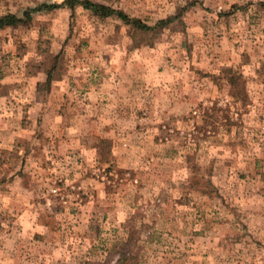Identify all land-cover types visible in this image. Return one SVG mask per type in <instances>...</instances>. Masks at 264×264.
<instances>
[{
	"label": "rangeland",
	"instance_id": "obj_1",
	"mask_svg": "<svg viewBox=\"0 0 264 264\" xmlns=\"http://www.w3.org/2000/svg\"><path fill=\"white\" fill-rule=\"evenodd\" d=\"M63 1L0 0V264H264V0Z\"/></svg>",
	"mask_w": 264,
	"mask_h": 264
},
{
	"label": "trees",
	"instance_id": "obj_2",
	"mask_svg": "<svg viewBox=\"0 0 264 264\" xmlns=\"http://www.w3.org/2000/svg\"><path fill=\"white\" fill-rule=\"evenodd\" d=\"M75 6H81L82 8L89 10L92 14L100 17H115L123 24L129 27L130 32L133 36L141 35V40H146L147 38H152L155 36L161 29L165 28L174 20L181 19V12L169 16L164 19L158 20L154 25H148L145 22L141 21L139 18L130 17L124 11L120 9H115L111 6L94 2L91 0H64L62 3H52V4H41L36 8H33L32 11H41V10H51L54 8H61V7H68L71 11L74 10ZM24 17H18L13 13H7L0 16V29L9 26H17L25 21L31 19V14L29 11H25ZM136 39V38H135ZM53 64L46 68V81L45 86L49 85L50 82L54 79L53 72H56V60L58 59V55H54L51 57ZM227 81L233 88L232 93L236 94H243L242 88V80L241 75L238 73L233 72L232 70H227ZM198 168L194 165L191 167V175L190 180H192V176H195ZM189 180V181H190ZM201 180V179H200ZM200 180H198V184L200 185ZM211 184L208 180L204 185V189L210 188ZM190 187V186H189ZM192 187V186H191ZM190 187V188H191ZM208 192V191H207ZM126 236L113 240L110 244L109 248H107V253L110 256L117 255V259L115 264H126L127 261H131L132 259L135 260V264H140V254L138 253L137 249L139 248L138 239H139V231L136 229V226L132 223H129L128 226L125 228ZM85 264H99V262H87Z\"/></svg>",
	"mask_w": 264,
	"mask_h": 264
}]
</instances>
